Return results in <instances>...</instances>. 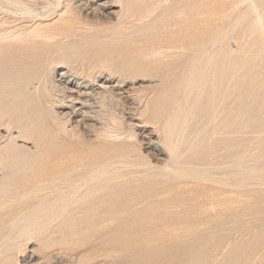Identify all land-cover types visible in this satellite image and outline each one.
<instances>
[{
  "label": "rangeland",
  "instance_id": "rangeland-1",
  "mask_svg": "<svg viewBox=\"0 0 264 264\" xmlns=\"http://www.w3.org/2000/svg\"><path fill=\"white\" fill-rule=\"evenodd\" d=\"M103 1L116 14L78 15L72 33L0 55V77L14 76L0 79V109H15L0 129L11 118L10 133L26 122L38 130L19 139L12 187L0 194V264H264V0ZM65 5L0 0V34L29 35L58 22ZM71 48L87 62L64 60ZM100 57L110 69L89 78ZM63 72L73 86L89 84L85 117L69 109L64 86L54 88ZM107 81L123 96L100 97ZM176 116L183 143L167 140ZM101 133L119 137L118 148L99 147ZM68 155L88 164L78 178L61 174ZM175 158L195 172L172 174ZM100 164L112 182L75 205L73 189L85 193ZM66 196L75 226L58 208Z\"/></svg>",
  "mask_w": 264,
  "mask_h": 264
},
{
  "label": "bare ground",
  "instance_id": "bare-ground-1",
  "mask_svg": "<svg viewBox=\"0 0 264 264\" xmlns=\"http://www.w3.org/2000/svg\"><path fill=\"white\" fill-rule=\"evenodd\" d=\"M8 1V0H7ZM108 1V0H107ZM18 2V1H17ZM55 2V1H54ZM64 2H66L65 5V11H61V14L59 16L58 22H52L54 19H52V21H42L40 22L36 28L33 30L32 33H30L29 35H24L22 33L17 34V35H9V34H0V55H3V57H9L8 55H10L11 57V53L14 50H23L24 48H26L27 44L33 40V41H46V40H50L52 38H54L55 36H59V35H68L70 33H72L75 29H76V23H77V19L76 17L78 15L84 16L86 19H89L91 16H94V14H96V12H105L108 11L109 15H114L116 14V11L114 8H116V6L114 7H109L108 4L103 1V0H64ZM16 5V2H14ZM23 3V2H22ZM13 5V4H12ZM14 5V7H15ZM22 5V4H21ZM25 5V4H24ZM37 5V4H36ZM110 5V4H109ZM239 5V4H238ZM237 5V6H238ZM3 6V5H2ZM20 6V5H18ZM58 6H60V3L58 4ZM4 8L6 6H3ZM24 7V6H23ZM61 7V6H60ZM10 8V7H9ZM9 8L7 7V10H9ZM11 8H13L11 6ZM27 8V7H24ZM57 8V7H56ZM29 9V8H28ZM27 9V10H28ZM58 9V8H57ZM14 10V9H13ZM18 10V9H17ZM30 10V9H29ZM39 10V9H38ZM22 11V10H20ZM35 11V10H33ZM40 11V10H39ZM29 12V11H28ZM38 12V11H37ZM23 13V11H22ZM39 13V12H38ZM41 13V12H40ZM8 14V13H7ZM24 14V13H23ZM26 14V13H25ZM28 14V13H27ZM33 14V13H32ZM35 14V13H34ZM106 14V12H105ZM39 16V14H38ZM46 15H44L43 13L40 14V17H44L45 18ZM37 17V16H36ZM47 17V16H46ZM57 17V16H56ZM110 17V16H109ZM207 17V16H206ZM104 18V17H103ZM49 20V19H48ZM261 20V19H260ZM80 22V21H79ZM81 23V22H80ZM264 30V29H263ZM28 33V32H27ZM74 35V34H73ZM67 42V41H66ZM101 42V41H100ZM164 46V45H163ZM84 48V47H83ZM164 48V47H163ZM76 49H70L69 52H73V53H68L67 55H65L63 58L64 60L66 58L71 59V58H76V59H80L82 60V62H87L88 60V56L86 53H81L78 54L77 51H75ZM28 53V52H27ZM62 55V54H61ZM233 55V54H232ZM31 56V55H30ZM133 56V55H132ZM232 57V56H231ZM28 59V58H27ZM94 59V58H93ZM97 61L94 62L95 60H93L91 63H89V69H88V77L92 78L93 75L99 70H104V69H110L111 65H112V61L110 60V58H104V57H100L96 58ZM204 59V58H203ZM201 59V60H203ZM231 59V58H230ZM1 60V59H0ZM5 61H7L8 59H4ZM29 60V59H28ZM67 60V59H66ZM209 60V59H208ZM10 61V60H9ZM223 61V60H222ZM232 61V60H231ZM1 62V61H0ZM201 62V61H200ZM233 62V61H232ZM9 64H15L12 63L11 61L8 62ZM25 63V61L23 62ZM33 63V62H32ZM229 63V61H228ZM201 64V63H200ZM205 64V63H204ZM218 64V62H217ZM22 65V64H21ZM28 65V64H27ZM134 65V64H133ZM197 65V64H196ZM222 65V64H221ZM226 65V64H225ZM19 66V65H18ZM39 66V65H38ZM132 66V65H131ZM195 67V65H194ZM202 67V66H201ZM207 67V66H206ZM205 67V69H206ZM224 67V66H223ZM230 67H231V63H230ZM233 67V66H232ZM226 68V67H225ZM246 68V67H245ZM60 69V68H59ZM223 69V68H222ZM221 69V70H222ZM231 69V68H230ZM65 70V69H63ZM220 70V69H219ZM68 71V70H67ZM226 71V70H225ZM69 72V71H68ZM207 72V71H206ZM22 73V72H21ZM60 73V72H59ZM216 73V72H215ZM222 73V72H221ZM27 74V73H26ZM124 74V73H123ZM199 74V73H198ZM197 74V76H198ZM13 73L11 71H8L4 76H1L0 79H2V81H10L13 79L14 76H12ZM66 75V73H62L61 78H59L58 80V84L55 82L54 83V88H60L59 84L64 86V88L66 89V91L68 92V98L69 100V109L72 111L73 114H78L77 116H81V117H85L89 112H90V105L88 104L89 101V97H90V91L88 89L89 84L87 85L86 83L82 84L83 86H73L69 80H64V76ZM69 75V74H68ZM22 76V75H21ZM193 76V75H192ZM221 76V74H220ZM17 77V76H16ZM199 77V76H198ZM205 77V76H204ZM207 77V76H206ZM212 77V76H211ZM71 78V77H70ZM222 78V77H220ZM225 78V77H224ZM54 79V78H53ZM58 79V78H57ZM64 80V81H63ZM21 81V80H20ZM82 81V80H81ZM201 81V80H200ZM209 81V80H208ZM220 81V80H219ZM218 81V82H219ZM84 82V81H83ZM88 82V81H87ZM211 83V82H210ZM66 85H68L69 87H66ZM95 85V84H94ZM115 85V84H114ZM110 86V83L104 82L101 83L99 85L98 89V94L103 96V97H108L111 96L112 94H115L116 96L120 97L123 96L121 94V92L124 91L123 88H120L118 86ZM203 85V84H202ZM4 84H0V89L5 88ZM24 86V85H23ZM219 86V85H218ZM72 87V88H71ZM94 87V86H93ZM122 87V86H121ZM222 87V86H221ZM27 89V88H26ZM51 89V88H50ZM62 91V89H60ZM125 92V91H124ZM213 92V90H212ZM96 93V92H95ZM32 94V93H31ZM47 94V93H46ZM92 94V93H91ZM94 94V93H93ZM95 95V94H94ZM97 95V94H96ZM114 95V96H115ZM207 95V94H206ZM93 96V95H92ZM113 96V95H112ZM29 97V96H28ZM65 97V95H64ZM190 97V96H189ZM26 98V97H25ZM110 98V97H109ZM115 98V97H114ZM27 99V98H26ZM111 99V98H110ZM113 99V98H112ZM111 99V100H112ZM190 99V98H189ZM192 99V98H191ZM199 99V97H198ZM50 100V99H49ZM186 101V100H185ZM189 103V102H188ZM213 104V103H212ZM257 104V103H256ZM41 105V104H40ZM64 105V104H63ZM118 105V104H117ZM123 105V104H122ZM120 105V106H122ZM192 105V103H191ZM61 106V105H59ZM91 106L93 107L92 103ZM95 106V105H94ZM36 107V105H35ZM200 107V106H199ZM67 108V107H66ZM58 109V108H57ZM25 110V109H24ZM64 110V109H63ZM93 110V109H92ZM100 110V109H99ZM15 109H0V121L2 119H6L8 116H10L12 113H14ZM33 111V110H32ZM57 111V110H56ZM68 112V111H67ZM182 112L185 113V110H180L179 113L182 114ZM62 114H64L63 112H60ZM70 113V111H69ZM68 114V113H67ZM101 114V113H99ZM192 114V113H191ZM17 115V114H16ZM96 115V114H95ZM179 115V114H178ZM197 115V114H196ZM92 116V115H91ZM107 116V114H106ZM110 116V115H109ZM112 116V115H111ZM124 116V115H123ZM191 116V115H190ZM49 117V116H48ZM195 117V116H194ZM193 117V118H194ZM201 117V115H200ZM88 119V117H87ZM125 119V118H124ZM179 116L176 117H171L168 121L167 124L165 126L166 128V133H167V140L170 142L176 141L178 142L179 139H181V143L182 140H184V132H185V124L183 125H179L178 121H180ZM85 120V118H84ZM90 120V119H89ZM93 120V119H92ZM189 120V119H188ZM196 120V119H195ZM61 121V120H60ZM87 121V120H86ZM95 121V120H94ZM185 121V120H184ZM57 122V121H55ZM80 122V121H78ZM84 122V121H83ZM221 122V121H220ZM22 123V120L21 122ZM77 123V122H76ZM75 123V124H76ZM88 123V122H87ZM90 123V122H89ZM92 123V122H91ZM223 123V122H222ZM74 124V125H75ZM79 123H77L78 125ZM81 124V123H80ZM79 124V126H80ZM83 124V123H82ZM85 124V123H84ZM212 124V123H211ZM215 124V123H214ZM219 124V123H218ZM14 125V121L10 118L7 123H6V130H2L0 129V194L1 193H6L9 192V190L12 187V181L14 179L15 176V172H17L16 168V164L13 161L15 159V155H18L17 153L21 151V149L25 148V144L24 145H19L18 142L19 139H26L29 140L32 137H34L38 132H35L37 129L31 125L26 123H22V125L19 127V131L17 133H10V129L12 128V126ZM87 125V124H86ZM94 125V124H93ZM187 125V124H186ZM69 126V125H68ZM73 126V125H72ZM71 126V127H72ZM76 126V125H75ZM74 126V127H75ZM102 126V125H101ZM189 126V125H188ZM1 127V126H0ZM88 127V126H87ZM91 127V126H90ZM96 127H98L96 125ZM57 128V127H56ZM86 128V127H85ZM89 128V127H88ZM208 128V127H207ZM60 129V128H59ZM78 129V126H77ZM187 129V128H186ZM84 130V129H83ZM105 130V129H104ZM38 131V130H37ZM63 132V131H62ZM103 132V131H102ZM67 133V131H66ZM89 133V132H88ZM105 133V132H104ZM101 133L100 137L102 139V143L99 144V147L102 146L104 149H106L107 147H112L115 146L114 149L118 148L116 147V144L119 142V137H112L111 135L104 134ZM40 134V133H39ZM48 134V133H47ZM95 134V133H94ZM59 135V134H58ZM66 135V134H65ZM72 135V134H71ZM82 135V134H80ZM147 137V136H146ZM145 137V138H146ZM73 139V138H72ZM89 139V138H88ZM95 139V137H94ZM131 139V138H130ZM144 139V138H143ZM148 139V138H147ZM43 136L38 135L37 137V142H42ZM90 140V139H89ZM93 140V139H92ZM121 140V139H120ZM60 141V140H59ZM90 142H92L90 140ZM51 143V142H50ZM62 143V142H61ZM152 143V142H151ZM155 143V142H153ZM175 143V142H174ZM180 143V145H181ZM21 144V143H20ZM93 144V143H91ZM27 145V144H26ZM149 145V144H148ZM154 145V144H153ZM79 146V145H78ZM150 146V145H149ZM152 146V145H151ZM178 146V145H177ZM183 147V145L181 146ZM156 148V146H155ZM161 148V147H160ZM175 148V147H174ZM39 149V148H38ZM84 149V147H83ZM86 149V148H85ZM152 149V148H151ZM177 149V148H176ZM31 150V148H30ZM156 151V150H155ZM154 151V152H155ZM153 152V153H154ZM160 152V151H159ZM152 153V154H153ZM161 153V152H160ZM164 153V152H163ZM176 153V152H175ZM116 154V153H115ZM158 154L155 152V155ZM162 154V153H161ZM160 154V155H161ZM148 155V154H147ZM159 155L158 160H156L157 163H161V156ZM164 155V154H162ZM166 155V154H165ZM158 156V155H157ZM151 157V155H150ZM154 157V156H153ZM156 158V156H155ZM127 159V158H126ZM125 159V160H126ZM144 160V159H143ZM153 160V159H152ZM124 161V160H123ZM127 161V160H126ZM131 161V160H130ZM79 162V163H78ZM140 162V161H139ZM164 162V161H163ZM181 160L180 158H175V160L173 161L174 163V167L172 168V174L174 173H182V175L184 174V177L187 175H191L193 174L192 172H195V170L193 169H189L188 167H185V165H181ZM82 163V164H80ZM119 163V162H118ZM156 163V164H157ZM60 164L63 165H68V171H66L65 173H61L63 177H68L69 175H73L74 177L76 176V178L80 177L79 173L80 171L83 170L84 166H88V164L85 162H83V160H81L79 157H76L75 155H68L67 157H63V160L61 161ZM91 164V163H90ZM92 166V164H91ZM114 166V165H113ZM135 166V165H134ZM173 166V165H172ZM171 166V167H172ZM107 166L105 164H100L97 167V171H94L93 173L90 172V176L86 177V180L89 182L90 180V184L86 187L87 190L85 191V193L80 194L79 191H77V189H73L74 193L78 194V196L75 198V205H77L78 202H80V200H84V198L86 196H90V194L93 193V191L98 187L103 185L104 183L107 184L109 182H112V178L111 173L106 171L109 170L106 168ZM121 167V166H120ZM114 168V167H113ZM132 169V168H131ZM211 169V168H210ZM112 170V168H111ZM168 170V169H167ZM198 170V169H197ZM157 171V170H156ZM170 171V170H169ZM197 172V171H196ZM96 173H98V176L96 175ZM113 173V172H112ZM199 173V172H198ZM115 174V173H114ZM120 174V173H119ZM178 174V176H179ZM118 175V173H117ZM176 175V174H175ZM208 176V175H207ZM37 177V176H36ZM180 177V176H179ZM182 177V176H181ZM188 177V176H187ZM191 177V176H190ZM189 177V178H190ZM204 177V176H203ZM206 177V176H205ZM57 178V177H56ZM151 178V177H150ZM153 178V177H152ZM151 178V179H152ZM197 178V177H196ZM195 178V179H196ZM201 178V177H200ZM42 179V177H41ZM126 179V178H125ZM43 180V179H42ZM52 180V179H51ZM76 181V180H75ZM194 181V180H193ZM57 183V182H56ZM222 184V183H221ZM77 185V184H76ZM39 186V185H38ZM81 186V185H80ZM107 186V185H106ZM39 188V187H38ZM76 188V187H75ZM82 187H80L79 189L81 190ZM84 192V190H82ZM101 192V191H100ZM104 192V191H103ZM17 194V193H16ZM64 198H68V196L63 197L58 199L59 204V210L62 212V217L63 218V222L69 226H75L76 224V218L74 217V214L72 212H69V208L68 206H66L67 204L65 203ZM74 198V196H73ZM7 200V198H6ZM89 201V200H88ZM11 202V201H10ZM54 202V201H53ZM52 202V203H53ZM69 203V201H68ZM40 206V205H39ZM106 210V209H105ZM59 211V214H60ZM42 212V211H41ZM88 211L84 212L87 213ZM40 214V213H39ZM42 214V213H41ZM37 217V216H36ZM35 217V218H36ZM34 217L29 218V221L27 222H33ZM99 221V220H98ZM37 223V222H36ZM27 224V223H26ZM38 224V223H37ZM35 225V224H34ZM31 227V225H30ZM26 229V228H25ZM24 229V230H25ZM54 243V242H53ZM55 244V243H54ZM252 250V249H251ZM162 256V255H161Z\"/></svg>",
  "mask_w": 264,
  "mask_h": 264
}]
</instances>
